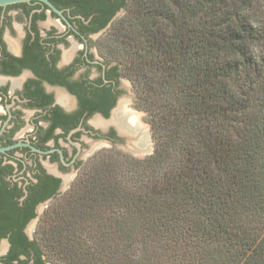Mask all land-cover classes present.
<instances>
[{
  "label": "trees",
  "instance_id": "1",
  "mask_svg": "<svg viewBox=\"0 0 264 264\" xmlns=\"http://www.w3.org/2000/svg\"><path fill=\"white\" fill-rule=\"evenodd\" d=\"M101 48L132 82L154 152L136 176L120 154L100 159L33 240L20 206H0L2 261L264 264V0H130ZM137 244L153 251L135 259Z\"/></svg>",
  "mask_w": 264,
  "mask_h": 264
},
{
  "label": "flooded vegetation",
  "instance_id": "2",
  "mask_svg": "<svg viewBox=\"0 0 264 264\" xmlns=\"http://www.w3.org/2000/svg\"><path fill=\"white\" fill-rule=\"evenodd\" d=\"M129 1L0 5V206H20L14 216H25L29 240L28 226L46 205L60 202L92 162L150 149L132 108L133 84L101 48ZM2 243L4 260L11 243ZM27 264H34L33 255Z\"/></svg>",
  "mask_w": 264,
  "mask_h": 264
},
{
  "label": "rangeland",
  "instance_id": "3",
  "mask_svg": "<svg viewBox=\"0 0 264 264\" xmlns=\"http://www.w3.org/2000/svg\"><path fill=\"white\" fill-rule=\"evenodd\" d=\"M124 14H125V12L124 13H121L119 15V18L122 17ZM131 87H132V85L130 83V89L132 90V93H133L134 90ZM132 108L134 109V111H136L135 113H137L136 114V117H138V119L141 121V123L144 126V128L147 130L148 135L151 138V141H150V149H148L143 154H141V153L140 154H136L137 156H133L131 154L133 157L131 156L130 162H127L128 160H125L123 158L124 155L120 154L119 161L121 162L120 164H122V167L121 168L123 170L122 172H124L125 177L126 176H136L138 174V171H139V166H137L136 160L145 159L146 157H149L150 155L153 154L154 149H155V142H154V138H153L151 126H150V124L148 122V116H147L146 111H144L143 109H141L137 103H136V105H133ZM116 154H118V153H116ZM90 160H89V163L91 162ZM99 161H97L94 165H92L93 164V162H92L88 166V169L85 170V171H83L82 176L84 177V175H88L89 174L88 172L90 171L91 167H93L95 165L97 166L98 163H99ZM137 167H138V169H137ZM143 170L144 169L140 167V171L143 172ZM71 190L72 189H70V190L67 189L65 195L67 196V194ZM64 196L62 197V199H60V202L56 203V206L54 204L46 205L45 208H44V210L42 209V211H41L43 213H42V216L39 217V220L38 221H35V222H32L28 226V228H27V234H28V236L30 237L31 240H33L38 235V233L36 235V231H37V228L39 226V223H40L41 218H43L44 216H46V217L47 216H54V213L56 212V210H60L61 211V210H63V209L66 208V204H64L65 202L63 203L64 198H65ZM106 214H109V211ZM37 237H39V235ZM165 238H166V240H168L169 239L168 238V235H165ZM158 239L160 240V243L156 242V245H158V244L160 245L162 243L165 246V244L163 242L164 240L162 239L163 240L162 241L161 240V237L158 238ZM82 242H83L82 249L85 250V251L92 252V251L98 249V247L96 245L97 244V239H95V238H85V239L82 240ZM171 250H173V249H171ZM151 251H153L151 248H149L148 250H146L143 246L137 244L136 246H134L131 249L130 253H131V256H133L135 259H137V257L138 258H146V257H148L150 255V252ZM157 251H160L161 252V249L160 250L158 249ZM160 252H158V254H160ZM6 253H7V251L4 249V244L2 243L1 246H0V256H4ZM53 260L54 261L51 262L50 264H65V263H63L60 260H56L54 257H53Z\"/></svg>",
  "mask_w": 264,
  "mask_h": 264
},
{
  "label": "water",
  "instance_id": "4",
  "mask_svg": "<svg viewBox=\"0 0 264 264\" xmlns=\"http://www.w3.org/2000/svg\"><path fill=\"white\" fill-rule=\"evenodd\" d=\"M30 0H0V5H8V4H14V3H20V2H28ZM3 243L8 246V240H4ZM0 264H7L0 260Z\"/></svg>",
  "mask_w": 264,
  "mask_h": 264
}]
</instances>
